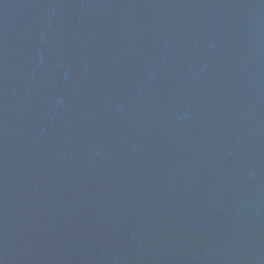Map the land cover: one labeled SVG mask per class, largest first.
Here are the masks:
<instances>
[{
  "label": "water",
  "instance_id": "water-1",
  "mask_svg": "<svg viewBox=\"0 0 264 264\" xmlns=\"http://www.w3.org/2000/svg\"><path fill=\"white\" fill-rule=\"evenodd\" d=\"M0 264H264V0H0Z\"/></svg>",
  "mask_w": 264,
  "mask_h": 264
}]
</instances>
